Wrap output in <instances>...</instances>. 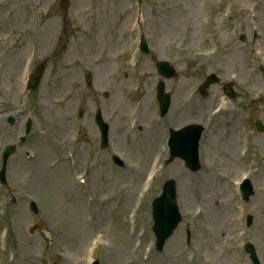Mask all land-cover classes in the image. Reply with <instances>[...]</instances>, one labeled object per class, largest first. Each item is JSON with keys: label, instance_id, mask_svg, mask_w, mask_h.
Here are the masks:
<instances>
[{"label": "rangeland", "instance_id": "obj_1", "mask_svg": "<svg viewBox=\"0 0 264 264\" xmlns=\"http://www.w3.org/2000/svg\"><path fill=\"white\" fill-rule=\"evenodd\" d=\"M200 0H194L195 5L190 0H166L163 5L162 13H163V19L160 21L155 22V35L158 37H161L164 35V37L161 39L162 42H164L168 35L172 34V29L176 27V30L183 29V23L185 21V18L188 14H181L179 19L178 13L183 12L186 9H188L191 5L192 8L197 7L196 3L199 4ZM163 3V2H162ZM234 9L235 11L240 14V16L244 19H251V15L249 13V0H237L234 3ZM172 8V10H170ZM254 14V12H252ZM261 18L264 20V12L261 13ZM168 16H170V19L168 20ZM245 21V20H244ZM172 24H174V27L172 28ZM208 26L204 29H207ZM166 35V36H165ZM216 145V144H215ZM215 145L212 147H209L206 145V151H207V157H208V163L212 158L209 156L211 151H216ZM148 159H146L147 161ZM128 168L126 171H122L120 175L121 177V187H122V204L124 206H128L132 203L131 201V190L130 188L140 179L138 175L135 174L140 168V164L138 165L133 160L127 161ZM64 168H66V164H64ZM210 171V170H209ZM208 170L201 172L200 178L196 179V183L198 184V187L200 189L210 190L216 188L215 185H212V182L208 180V178L211 176ZM53 172V171H52ZM165 173L166 175L170 176V173L172 174V170L169 168H163L162 173ZM70 174V172H69ZM258 177V176H256ZM40 181L38 182V185L42 184V186L49 187L52 190V181H46L42 177H38ZM109 183L111 186L106 187L105 194H101L99 196H96L94 192L91 194V201L90 203L86 202L85 196H83V191L81 187H77L78 183L74 179L71 180V175L67 176V180L61 181L56 180L54 186L56 187V190H52L53 193H65L71 191V190H77V196L75 197V202L72 207V210L74 209L75 212L71 215V224L75 225L73 233L68 231V227L71 225H64V234H56V238L51 239V243L47 244L43 238H40V235L36 234L33 237L34 243H33V251L30 254V257L33 258V255L35 256L34 259L29 258H21L19 248H16L12 251V258L9 261H7L6 257L2 258V262L0 264H56L58 262H54L53 258L57 261L62 260L58 264H85L84 263V256L81 254L83 253V249L85 248V243L83 242L84 237L80 236V232H82L85 228H90L92 226H105V233L108 234V230L110 229L111 220L113 215H116L115 212V199L116 196L114 195L115 192L109 189L112 186H114L116 178L114 179V176H111L108 178ZM158 179L155 181L154 189L158 186ZM218 181H221L218 179ZM94 183V180H93ZM193 178L188 180L187 178L183 179L182 184H180L181 192H185L189 187L192 186ZM106 185L102 183L100 185V188L103 190ZM225 187H228V184H225ZM152 188V191L154 189ZM158 189V188H157ZM188 191V190H187ZM155 193V192H153ZM150 194H148V197L146 199L150 198ZM144 202H147L145 200ZM217 202L216 199L209 198L207 201V205L212 204L213 210H219L216 208L215 203ZM52 205H56V201L51 199ZM110 205L108 206V204ZM257 203H259L257 201ZM22 204H20L19 207H15V210L11 213V221L14 226L15 230V236L17 237L18 241L20 242L24 236H26L25 231L23 229V226L27 227L32 224L33 221H28L29 219V212L25 210L22 207ZM89 208L90 210L87 211L86 208ZM204 210H207L206 208ZM91 218V219H89ZM56 222H58V219H56ZM205 220H208L207 217ZM142 223V221H141ZM262 224L264 226V219L262 218ZM54 225V223H53ZM59 225V224H58ZM220 227H222V224H219ZM140 228H138L139 230ZM150 236L146 234L144 236V243H148L150 240L148 239ZM114 243L110 247H106L105 249V259L111 260L113 263L123 264L129 262L131 259V256L134 258H140L141 254L144 253V243L139 245L137 247V239L136 237L130 238V234L127 233L126 237L119 239V240H113L108 239L107 242L111 241ZM197 247H206L208 249H211V245L204 244V245H198ZM22 250L25 251L24 246L22 245ZM190 251H194V244H192L191 248L188 246L179 243V242H170L164 251L163 254H160V257L165 255L166 257H169L171 259L174 254H177V257H179L183 253H188ZM59 256V257H58ZM1 258V257H0ZM171 264H184L183 258L181 260H174V263L171 261Z\"/></svg>", "mask_w": 264, "mask_h": 264}]
</instances>
